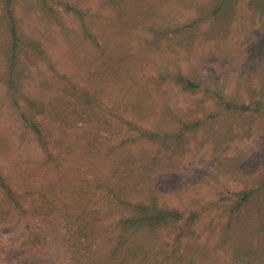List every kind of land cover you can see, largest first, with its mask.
<instances>
[{
    "label": "rangeland",
    "instance_id": "1",
    "mask_svg": "<svg viewBox=\"0 0 264 264\" xmlns=\"http://www.w3.org/2000/svg\"><path fill=\"white\" fill-rule=\"evenodd\" d=\"M6 2L0 264H264V0Z\"/></svg>",
    "mask_w": 264,
    "mask_h": 264
},
{
    "label": "trees",
    "instance_id": "2",
    "mask_svg": "<svg viewBox=\"0 0 264 264\" xmlns=\"http://www.w3.org/2000/svg\"><path fill=\"white\" fill-rule=\"evenodd\" d=\"M42 2H46V0H41ZM76 6V5H75ZM74 5L72 4H67V9L68 10H73ZM3 21L7 24L6 27H8L9 31V37H10V56L9 59H11V63L14 65L16 64L18 54L20 52V49L22 48V38L20 37L19 31H18V25L16 18L13 14V9H12V3L11 0H7L5 3V8H4V14L2 17ZM35 50H39L40 45L38 43H31ZM175 79L177 82H179L184 90L192 91L195 90L196 88H199L201 84L197 81H193L192 79L184 76V75H177L175 76ZM216 97L221 101V104H226L228 107H235L232 105L231 101H226L224 99V96H221L217 93ZM257 103H249L244 105L247 108H251L256 106L258 104L259 99H256ZM226 102V103H225ZM231 105V106H230ZM243 106V105H242ZM236 109V107L234 108ZM36 133L39 135L40 131L39 128L36 127ZM254 191L252 190H245L242 191L238 194L237 199L233 202L231 209H230V214L233 215L235 213L239 214L240 210L246 206V204L250 203L253 201L255 198ZM13 202L18 204L16 200L12 199ZM141 207V211L138 212V214L134 217H127L125 219H122L119 221V224L123 230L125 228H129V223L134 226L135 224H138L139 226L147 225L149 229H153L154 227L158 226L159 224H162L164 222H167L168 217H180V213L178 211H168L164 209H160L157 207V205H140L139 208ZM138 208V209H139ZM231 218L229 219L230 222ZM228 222V227L230 226ZM128 225V226H127ZM231 227V226H230ZM248 253V252H247Z\"/></svg>",
    "mask_w": 264,
    "mask_h": 264
}]
</instances>
